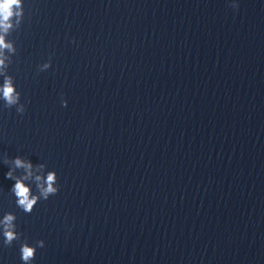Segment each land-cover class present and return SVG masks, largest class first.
Instances as JSON below:
<instances>
[{
	"label": "clouds",
	"instance_id": "1",
	"mask_svg": "<svg viewBox=\"0 0 264 264\" xmlns=\"http://www.w3.org/2000/svg\"><path fill=\"white\" fill-rule=\"evenodd\" d=\"M22 16V0H0V76L4 77L3 85L0 86V93H2V98L5 100L8 107L18 103L20 94L15 89L12 77L7 75L5 71L7 66L5 64L6 57L4 55V50L7 49L10 52L14 51L12 44L6 42L5 36L8 34L9 30L13 28V18H17L16 23L18 24L19 18ZM48 67L49 65L45 64L42 66V70ZM17 111L22 113L24 111L23 106L18 108ZM13 163L15 168L24 169L26 173L21 177H15L12 170L7 173L8 179L15 180L12 192L16 197L17 206L25 213H31L34 206L41 198L47 200L50 195H55L57 193L58 189L54 186L56 183V175L54 172H49L46 179L40 175L34 177L39 192V195H34L30 186L25 183L26 180H29L33 176L32 164L19 157H17ZM15 220L16 216L12 213L4 215L3 219L0 220V226L3 228L2 234L5 246H11L12 242L18 238V234L15 231ZM38 246L43 247V242H38ZM35 252V247H31L26 243L22 244L20 247L22 264H31V261L35 258Z\"/></svg>",
	"mask_w": 264,
	"mask_h": 264
}]
</instances>
